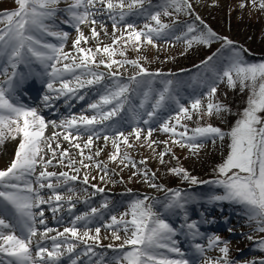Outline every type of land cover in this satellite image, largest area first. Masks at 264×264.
Listing matches in <instances>:
<instances>
[{
	"label": "snow or ice",
	"instance_id": "1",
	"mask_svg": "<svg viewBox=\"0 0 264 264\" xmlns=\"http://www.w3.org/2000/svg\"><path fill=\"white\" fill-rule=\"evenodd\" d=\"M60 2L61 0H16L18 10L0 14V24L3 25L0 27V74L6 77L3 83L7 85L6 87L0 85V145L9 138L12 140L19 138L10 166L5 170H0V253L11 258L0 261V264H61V257L65 255L69 256L70 264H77L80 253L76 254V258L71 257L77 244L68 242L70 238L85 243L91 240L97 245L99 244L101 228L96 227L95 235H91L92 230L87 227L91 223V218L97 214L96 208H91L90 212H85L83 215H76L71 227H65L63 232H57L56 236L51 237H49V233L53 232L54 229L47 227L44 210L33 211V209H39L43 204L50 203L53 198L56 201L64 199L63 196L55 193L53 183H45V181L57 177V173L47 171V168L52 165V159L45 160L44 154L47 150V152H51L53 159L56 158V149L60 148V144L57 142L56 149H53L52 142L62 135L63 139L68 141L72 147L80 150V155L83 158L79 163L85 168L90 167L91 165L84 164V159L91 161L93 157L91 155L85 157L83 149L91 148L93 139L99 138L101 129H96L94 126L111 119L122 110L124 102L128 99L126 94L130 90L129 84L117 83L114 89H108L104 95L100 96L99 103L90 105L92 109L98 110L96 115L65 117L57 124L54 120L46 121L37 108L19 103L17 90L23 86L26 77L20 73L19 79H17V67L21 64L27 66L31 63L32 58H35L44 67V75L50 78L44 83L49 92L55 93V96L45 95L43 97L46 107H51V102L61 96L74 95L79 88L91 86L104 80L105 73L94 70L101 65L111 70L113 65L123 67L125 64H131L138 69L137 73L130 77V81L137 86L141 83L137 77L160 75L159 73H149L138 61L113 59L117 52L112 46L96 47L95 51L80 46L82 42L87 44L89 39L99 37L100 33L95 27L97 23L107 34L103 21H98L95 17L107 12L115 30L117 25L130 14L124 11L125 7L129 10L142 8L145 0H128L127 3L126 0H115V2L114 0H72L68 9L65 10L68 19L64 22L73 27L78 34L72 44L76 55L64 51V44L68 40L69 33L52 30L55 26L54 18L57 15L56 5ZM252 3L255 5L256 0H252ZM98 4L103 6V11L97 9ZM169 6L177 13L184 11L191 14L192 5L189 0H166L162 6L163 12L156 11L154 14H150V19L155 22V27L145 24L144 29L146 31H137L132 23L126 25L127 28L132 29L126 38V42H134L137 45V51H139L142 38L147 44L155 46L154 37H160L164 30L169 27L160 19L161 15H170ZM243 6L241 5V7ZM259 7L264 9V0H260ZM115 9H120V11L116 13ZM195 19L199 20L200 18L196 16ZM46 21L53 23L50 25ZM81 25L91 26L90 37L85 36L81 30ZM195 30L194 25L189 24L187 26V33H192ZM44 36L55 37L60 43L57 45L45 42L42 39ZM120 39H125L123 33L121 37L114 38L113 45L119 43ZM177 39L180 37L177 36ZM215 39H223L225 46L229 47L231 52L227 64L216 73L217 81L222 82L224 78H227L230 87L234 88L238 83L241 90L247 88L250 91L248 106L240 114V119L237 120L230 132L225 133L218 127L207 125L192 129V134L189 135L187 126L181 124L182 119H192V113L203 118V116H221L222 113L230 111L226 106L212 100L217 90L216 82L207 85L209 101L207 105H202L201 99L196 97L191 101L189 109L174 96L169 95L172 81H167L164 89L159 93L158 99L152 104V109L146 113L149 119L143 122L148 124L158 111L170 108V105L166 103L167 101L174 100L178 108L177 114L169 116L160 125L163 132L171 133L174 144L180 147H188L195 153L208 140H211L212 143H215L216 139L223 141L227 135L231 141L230 152L224 163L218 167V174L224 179L205 182L213 183L223 188L224 191L223 194L212 195L210 202L226 201L240 205L248 220L255 221L259 225L257 230L264 232V117L260 115V113H264V62L250 63L246 61L243 56L245 50H236L232 47V41L217 37L211 29L187 39L186 43L188 47L194 43L208 45ZM97 54L106 55L108 61L102 59L97 62ZM119 55L124 56L125 53L120 51ZM211 60L212 57H208L204 64ZM64 61H70V63H63ZM60 64L62 67H57ZM48 69L51 70L48 71ZM68 74L72 75V79H64ZM109 75L115 76L116 73L110 71ZM56 82L60 83V87H54ZM143 95L144 101L140 104L141 108L144 107L149 93L145 92ZM77 98L84 99L82 95ZM113 101H118V103L111 110H102V106L113 104ZM172 120H175V124L171 123ZM49 125L53 128H63L65 132L53 133L46 137L45 131ZM176 125H180L185 130L177 132ZM73 129L75 131H71ZM152 131L151 128L147 130L146 140L150 139ZM141 132L142 129L136 127L132 129L130 134L139 140ZM84 134H87V139L83 146L80 143H72L79 141ZM175 137H179V139H175ZM103 139L106 142L111 139L112 145L116 149V152L110 156L113 162L118 159L120 152L118 141L128 148L133 146L123 131H119L114 137L105 134ZM166 154V152L160 154L161 162H163V157ZM95 155L99 156L100 151L98 150ZM59 156L60 161L63 162L69 156L68 150L60 152ZM128 159V155L124 154L121 163ZM74 163L76 161L70 160L67 166L71 167ZM37 166H42L43 169L38 174ZM95 167L101 168V164L95 163ZM75 171L79 172V169ZM171 171L176 175L183 173V179H190L192 184L197 183V180L189 178L188 173L182 168H173ZM59 177H62L63 180L60 181ZM59 177H57L58 182L64 184L78 178L77 176H70L67 172L59 173ZM83 183H88L87 174L83 177ZM34 185L38 187H34ZM150 186L159 187L154 183ZM44 188L52 190V195L47 200L39 192V189ZM67 191L71 192L72 188L69 187ZM97 191L102 192L103 189L98 188ZM147 199L145 197L143 200L133 201L129 212L121 215L119 219L112 215L111 223L105 225L107 229L112 230L114 240L121 239L119 235L121 230L125 233L126 238L119 245V248L127 247L129 250L113 257L115 264H190L189 260L184 258L185 254L177 246V241L173 239L178 235L177 231L152 210V206L147 204ZM68 200L70 202L71 197H68ZM186 203L187 198L182 197L180 191H172L165 208L183 209ZM102 207L107 208L108 203L105 202ZM57 210V207H52L54 213ZM128 215L131 216L130 220L125 219ZM185 220H187L186 215ZM80 221L84 222L83 227L86 229L82 232L76 227V223ZM38 225H44V230L40 231ZM6 229L7 232H5ZM187 229L189 230L188 235L193 239L202 235L196 223H187ZM58 237H64V240H58ZM47 239L53 241L51 249L42 243ZM219 244L218 236L208 239L209 248ZM108 247L113 246L109 245ZM194 247L198 253L203 255V245L196 243ZM261 248L264 250V241L261 242ZM219 250L223 254L222 261L220 259L216 261L206 260L203 264H230L227 259L229 252L227 242H224V246L220 247ZM165 251L175 253L179 258L173 259L166 255ZM90 252L95 255L92 247L87 246L83 255L87 256ZM108 264H111V261ZM261 264H264V261H261Z\"/></svg>",
	"mask_w": 264,
	"mask_h": 264
},
{
	"label": "rangeland",
	"instance_id": "2",
	"mask_svg": "<svg viewBox=\"0 0 264 264\" xmlns=\"http://www.w3.org/2000/svg\"><path fill=\"white\" fill-rule=\"evenodd\" d=\"M150 1L151 4L142 14L143 18L140 20L131 18L133 17V13L129 12L130 14L125 17L124 21L117 25L115 30L112 27V20L108 18L107 12H104L102 15H98L95 18L98 21H103L107 34H105V31L101 29L100 24L97 23L95 27L100 33L99 37L96 39H89L87 44L82 42L80 45L86 49L91 48L93 51H95L96 47L103 48L105 46H112L117 52L113 59L117 61H138L139 64L147 69L149 73L160 74L137 77V79L141 81L140 85H136V90L135 88L133 91L130 89L129 93L126 94L128 100H126L127 104L124 102L123 108L125 113H127L125 119L121 124L114 123L111 128L123 131L125 136L128 137L129 143L133 146L128 148L122 142L118 141V143H120V152L118 159L113 162L110 159V156L116 152V149L113 147L111 139L106 142L103 139V135L99 136V138H94L91 148L83 149L85 157L88 155L93 157V160L91 161L84 159V164L91 165L87 168L83 167L79 163V161L83 158L80 155V150L72 147L68 141L63 139L62 135L58 136L57 140L52 142L53 149H56L57 142L60 144V148L56 149V158L53 159L51 152H47V150L44 154L45 160L52 159V165L47 168L48 172L57 173V177H59V173L67 172L70 176H77L78 178L75 181H69L67 184L58 182L57 177L51 178L50 181H45V183H53L55 186V193L63 196L64 199L56 201L53 198L50 203L43 204L46 207L50 206L49 209L40 207L38 212L40 210H44L45 215L47 212L52 211V201L57 204L58 202L63 203L59 206H64L65 208L68 206V203L72 202H69L68 197H71V200H75L73 210L76 211L73 215H71V219L73 220L76 215H83L85 212H90L91 208H96L98 210L97 214L95 217L91 218V223H89L87 227L92 230L90 233L91 235H95V228L100 227L101 232L99 241L103 242L101 239L108 238L107 242H109L112 246H119L123 243L126 237L125 233L121 230L119 232L121 239H113L112 230L105 227L106 224L111 223V216L115 215L119 219L121 215L130 211V205L133 201L143 200L145 197L148 198L147 204L152 206V210L177 231L178 235L173 237V239L177 241L178 247L185 246L184 241L187 240L185 239V235L189 232L187 229V223H196L200 231V228H202L201 223L215 226L218 220L223 219L228 214V211H224L222 213L217 212L218 216L214 218V214H211L209 211L201 213L202 209L207 208L210 197L216 193L213 188H221L215 184H212L211 186V196H197V198H199V202L195 206V209L198 210V212L194 210L192 211L188 206H186L187 203L185 204L183 211L188 214L187 220L179 215V213L175 214V209H166L165 204L167 203L168 197L171 196L172 191L186 192V189L192 190L193 188H197V190L192 192L200 194L202 188L199 187L204 185L202 181L208 177V174L216 175V170H214L213 164L218 163L220 159H222V161L219 163L223 164L229 154V145L231 143L230 138L226 135L223 141L216 139L215 143L208 140L203 147L195 153H193L188 147H180L179 145L174 144L172 142L173 137L171 133L163 132L160 127L161 123L165 119L169 118V116H175L177 114L178 108L175 106L174 100L166 102L167 104L174 103V107H172L171 111H167L166 114L162 116L163 118H161L160 121H157V116H154L151 120H149L148 124L143 122L144 120L149 119L146 113L152 109V104H154L155 100L158 99L159 93L164 89L167 81H172L169 95L174 96L182 105L189 107V109L191 101L196 97H199L202 105L206 106L209 102L207 96V85L216 82L217 90L212 100L213 102L226 106L230 110L228 113H222L221 116L213 115L210 117L203 116V118H201L196 113H192V119H182L181 124L187 126L189 135L192 134V129L207 125L218 127L223 132L228 133L236 124L237 120L240 119V114L248 106L247 101L250 96L249 89L245 88L241 93L238 92V95L235 98H229L228 94L234 96L233 91L236 90V87L233 88L229 86L225 88L227 78H224L222 82L217 81L216 73L222 66L227 64L228 58L231 55L229 47L225 46L224 40L215 39L208 45L194 43L191 47H188L186 40L199 35L201 32H206L207 29H211L214 33H216L217 37L227 38L232 41V47L236 50H245L243 52V56L246 61L250 63L264 62V52L262 50L264 49V9L259 7L260 0H256L255 5H253L252 0H189V3L192 5L191 14H187L184 11L177 13L169 6L168 11L170 12V15H161L160 17L161 22L167 24L169 27L164 30V33H162L160 37H154L155 46L147 44L142 38L139 51H137V45L134 42H126L127 36L132 31V29L127 28L126 25L128 23H132L137 31H146V29H144L145 24L155 27V22L150 19V14H154L156 11L163 12L164 9L162 6L166 3V0ZM71 2L72 0H61V2L56 5V8H58V6L61 7L63 5H70ZM127 2L128 0H126V3ZM241 5L244 6L241 7ZM16 6H18L16 0H0V14L10 13L7 12V9H13ZM97 9H101L103 11V6L98 4ZM125 9L127 8L125 7ZM134 9L136 8L131 10ZM93 10L95 11L96 9ZM60 11H63V9H59V14L57 13L54 18L55 26L52 30L66 31L69 33L68 40L64 44V51L76 55L72 44L78 34L73 27H70L68 23L64 22L68 18H64ZM114 11L118 13L120 9H115ZM65 14L67 15L66 11ZM196 16H199L200 18L198 21L195 19ZM138 22L142 23L138 24ZM52 23V21H48V24L51 25ZM189 24L194 25L196 29L192 33H187V26ZM1 25L2 24H0V27ZM65 26L69 27L66 28ZM205 26L207 27L205 28ZM90 28V25H81V30L84 32L86 37L91 36ZM122 33L125 39H120L119 43L113 45L114 38L121 37ZM186 33L187 35H185ZM177 36H179L180 39H177ZM50 37L52 36H49V38ZM42 39L45 42H49L48 39H46V36ZM52 39L53 44L60 43V41H58L55 37H52ZM120 51H123L125 55H119ZM217 51L219 52L212 57V60L208 61L207 64H204V61H207L208 57ZM102 59L108 61V57L106 55H96L97 62ZM77 62H79V60H77ZM63 63H70V61H64ZM57 67H62V64L57 65ZM94 70L104 72L109 69L101 65L99 68H94ZM110 71L121 74L120 81H112L110 82V85L107 86L109 89H114L117 83L130 85L131 82L129 79L137 73L138 69L133 67L131 64H125L123 67L113 65ZM123 76L124 79H122ZM2 78L3 76L0 74V85L4 86L1 82ZM64 79L70 80L72 79V75L68 74L64 77ZM55 85L60 87L59 82H56L54 87H56ZM72 86L74 87L75 85L73 84ZM86 87L90 88L91 86ZM81 90L82 88L78 89L73 99L77 98L81 94H84V99H82L84 100V103L78 107L74 116L80 117L81 115H84L91 117L96 115L98 110L92 109L90 105L93 103H99L100 98L95 97L94 92L84 93ZM107 90L108 89H105L104 94ZM239 90H241L240 85ZM145 92H148L149 95L147 101L144 103V107L141 108L140 104L144 101L143 94ZM121 99L123 100L124 98L122 97ZM77 100L81 99L77 98ZM58 101H60V99L56 100V102ZM68 101H70V99H67L66 101L64 99V101L61 102L62 104L59 103L61 105H58L56 108H53L52 106V108L55 109L51 110L52 114H57L62 107H69L67 104ZM117 103L118 101H113V104L104 105L102 106V110H111ZM72 104L73 106L71 105L70 108H75L74 105H78L77 102H73ZM70 114L65 115L70 118ZM260 115L264 117V113H260ZM116 116H113L109 120H115ZM64 118L65 116H61L59 118H53L52 120L59 124L60 120ZM171 123L175 124V120H172ZM94 127L96 128L97 126L95 125ZM136 127H140V129H142L141 138L139 140H137L134 135L130 134L132 129ZM149 128L153 129V131L150 139L146 140L145 137ZM176 128L177 132L185 130L180 127V125H176ZM47 129L45 131L46 137L48 136L47 134L50 131V127ZM54 129L59 133L65 132V129L63 128L57 127ZM71 131L75 130L73 129ZM52 134L53 133H51V135ZM114 136V134L110 135V137ZM86 139L87 136H83L79 141H73L72 143H80L81 146H83ZM175 139H179V137H175ZM9 140L12 139L9 138L2 145H0V170H5L9 167L11 161L14 159L19 138L12 140L15 145L8 153H6L2 147L3 145H6ZM64 150H68L69 156L61 162L59 154ZM98 150L100 151V155L96 156L95 153ZM165 152L167 154L164 155L163 162H161L160 154ZM124 154H127L129 159L124 160L123 163H121ZM70 160L76 161V163L72 164L71 167H68L67 165ZM95 163H100L101 168H96ZM218 167L216 168L218 169ZM173 168L184 169L188 173L189 178H195L197 183L192 184L190 179H183V173L180 175L174 174L171 171ZM76 169H79V172L75 171ZM41 170H43L42 166H37V174ZM145 173H147V176H145ZM153 173L155 174L154 176ZM86 174L88 176L87 184L83 183V177ZM59 180L62 181L63 178L59 177ZM153 183L159 187H151L150 185ZM88 184H90V186H88ZM34 187L38 186L34 185ZM69 187L72 188L71 192L67 191ZM61 188H63V191L60 190ZM98 188L103 189V191L98 192ZM49 192L45 191V193L41 196L47 200L48 197L52 195V193L49 194ZM222 192V189L217 190V193ZM84 197L89 198V200L86 201ZM105 202L108 203L107 208L102 207ZM63 211L64 210L59 211L58 213L61 214ZM37 218L39 219V217ZM52 219H54V217H52ZM125 219L130 220L131 216L128 215ZM45 220L48 222V224H46L47 227L54 229L53 232L49 233V237L56 236L57 232H63V227H71V225L55 226V222H49L50 219L47 218H45ZM98 221L101 222V225L96 226ZM182 221L186 223V228L183 227ZM102 222L104 223V226L102 225ZM83 224V221L76 223V227L81 232L86 230L83 227ZM258 227L259 225H257L255 221H249L247 216L244 214H239L238 216L233 215L226 223L223 233L224 235L219 233L214 234L209 236L203 242L205 243L204 247H206V244L208 246L209 238L218 236L220 240V244L218 246L209 248V250L204 248V261H216L218 259L222 261L223 254L219 249L224 246V242H227V247L229 249L227 259L230 264H261V261H264V250L261 248V242L264 241V232L258 231ZM39 230L43 231L44 227H39ZM220 231L223 232L222 230ZM65 235L67 236L68 234ZM249 237H251V239H249ZM58 240H64V237H58ZM68 242L78 244L81 241L70 238ZM82 243L84 244L85 242ZM194 243H197V238L193 239L191 237L189 239V245H193ZM203 243L201 245H203ZM244 244L250 245V249L249 247L247 250L244 249ZM128 250L129 249L127 247L124 249L117 247V249H114L111 252H103V250L96 249L94 251L96 254L95 256H93L92 253L87 256L82 253L84 257H81V260L79 261L77 260V263L104 264L106 261H111V264H115L113 257H117L121 254V252H126ZM181 251L184 254L187 253L183 249H181ZM109 254H111L110 259ZM165 254L173 259L179 258L175 253H168L165 251ZM108 262L105 264H108Z\"/></svg>",
	"mask_w": 264,
	"mask_h": 264
},
{
	"label": "trees",
	"instance_id": "3",
	"mask_svg": "<svg viewBox=\"0 0 264 264\" xmlns=\"http://www.w3.org/2000/svg\"><path fill=\"white\" fill-rule=\"evenodd\" d=\"M263 50V52H264V49H262ZM210 57V56H209ZM226 87H229V85H228V83H226L225 84V88ZM238 92H242V90H239V84L237 83V85H236V90L235 91H233V95L234 96H232V95H229L228 94V96H229V98L230 97H233V98H235L237 95H238ZM264 116V115H263ZM220 161H222V159H220ZM219 161V162H220ZM214 163L213 164V167H214V170H216V175H214V174H208V177L205 179L206 181H210V182H212V180H215V179H221V178H224V177H222V176H220L219 174H218V169L216 168V167H218V166H220L221 165V163ZM205 180H204V182H205Z\"/></svg>",
	"mask_w": 264,
	"mask_h": 264
},
{
	"label": "bare ground",
	"instance_id": "4",
	"mask_svg": "<svg viewBox=\"0 0 264 264\" xmlns=\"http://www.w3.org/2000/svg\"><path fill=\"white\" fill-rule=\"evenodd\" d=\"M9 70H11V68H9ZM6 77L4 76V81H5ZM41 115H43L45 117V119L48 117L47 114L45 115V113H41ZM47 121V120H46ZM50 127V131L48 132V136H51V133H59L58 131H56L53 127H51V125H49ZM48 130V129H47ZM15 143L12 142V140H9V142L6 145H3V149L5 150L6 153L9 152V150H11L14 147ZM42 190V189H40ZM42 206V205H41ZM53 214L51 212H48V216H45V218L52 216ZM44 245H47L46 240L42 241Z\"/></svg>",
	"mask_w": 264,
	"mask_h": 264
}]
</instances>
